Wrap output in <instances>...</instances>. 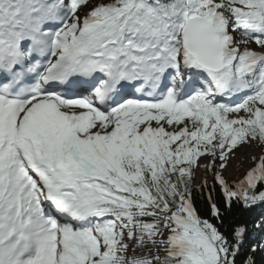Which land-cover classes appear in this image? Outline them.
Masks as SVG:
<instances>
[{
    "label": "snow or ice",
    "instance_id": "1",
    "mask_svg": "<svg viewBox=\"0 0 264 264\" xmlns=\"http://www.w3.org/2000/svg\"><path fill=\"white\" fill-rule=\"evenodd\" d=\"M0 264H264V0H0Z\"/></svg>",
    "mask_w": 264,
    "mask_h": 264
},
{
    "label": "rangeland",
    "instance_id": "2",
    "mask_svg": "<svg viewBox=\"0 0 264 264\" xmlns=\"http://www.w3.org/2000/svg\"><path fill=\"white\" fill-rule=\"evenodd\" d=\"M252 151L251 153H245L241 158L242 160L240 161L238 167H235L234 165H232V168L234 169L235 173L231 174L232 176L228 177L226 175H224L225 179H227L229 182H238L240 179H242L246 173V171L252 167V157L255 155H259L261 152V149L259 146L257 145H252ZM241 148V147H240ZM239 148V149H240ZM238 152V151H237ZM236 152V153H237ZM206 162V161H203ZM205 178V174L203 172L202 169H197L195 171V179H194V184L196 186L200 185L203 181V179ZM207 179L208 182L211 181L212 179V175L211 173L207 174Z\"/></svg>",
    "mask_w": 264,
    "mask_h": 264
},
{
    "label": "bare ground",
    "instance_id": "3",
    "mask_svg": "<svg viewBox=\"0 0 264 264\" xmlns=\"http://www.w3.org/2000/svg\"><path fill=\"white\" fill-rule=\"evenodd\" d=\"M252 47H255V45H252ZM253 146H244L241 147L238 152L235 154V156L229 161L226 170L224 171L223 175H226L228 177L232 176L231 174L235 173L234 169L232 168V165L235 167H238L240 161L242 160V156L247 152L251 153Z\"/></svg>",
    "mask_w": 264,
    "mask_h": 264
},
{
    "label": "trees",
    "instance_id": "4",
    "mask_svg": "<svg viewBox=\"0 0 264 264\" xmlns=\"http://www.w3.org/2000/svg\"><path fill=\"white\" fill-rule=\"evenodd\" d=\"M211 183H212V179H211V181H209V184H211ZM199 186L193 185L194 189L199 188ZM193 196H194V198L196 200L197 207L201 209V214L202 215H207V212H206V208H207L206 201L201 196V193L199 191H195L194 190Z\"/></svg>",
    "mask_w": 264,
    "mask_h": 264
}]
</instances>
